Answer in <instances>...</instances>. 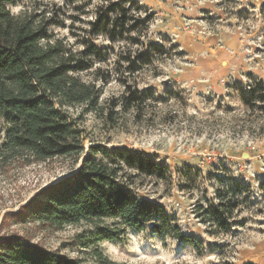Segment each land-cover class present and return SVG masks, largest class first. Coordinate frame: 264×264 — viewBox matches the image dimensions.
<instances>
[{"label":"rangeland","instance_id":"374dc122","mask_svg":"<svg viewBox=\"0 0 264 264\" xmlns=\"http://www.w3.org/2000/svg\"><path fill=\"white\" fill-rule=\"evenodd\" d=\"M16 1L13 14L29 6V0ZM134 1L152 17L143 43L162 46L165 55L158 60L155 54L151 65L127 74L126 85L119 78L127 63L121 68L116 63L136 48L94 35L86 24L91 18H69L70 5L62 12V25L51 29L65 51L90 63V70L75 76L99 96L94 111L86 106L66 111L85 151L94 145L134 150L163 167L166 180L137 175L133 192L162 206L195 243L146 231L95 246L118 264H264V0ZM44 3L62 5L63 0ZM88 50L92 54L83 56ZM127 85L144 97L141 107L126 108ZM2 137L0 129V144ZM78 165L69 159L22 169L0 165V229L5 214L17 213ZM229 177L246 185L248 194L230 229L221 232L195 213L204 199H214L218 179ZM89 231L86 224L51 232L11 221L1 235L17 234L84 259L87 252L75 243Z\"/></svg>","mask_w":264,"mask_h":264},{"label":"trees","instance_id":"16d2710c","mask_svg":"<svg viewBox=\"0 0 264 264\" xmlns=\"http://www.w3.org/2000/svg\"><path fill=\"white\" fill-rule=\"evenodd\" d=\"M16 4V0H0V165L22 169L69 159L79 168L75 174L42 189L17 213L4 215L0 264H118L95 244L122 243L127 232L148 231L194 244L174 216L133 192L137 175L166 180L163 167L134 150L94 145L85 151L82 136L66 109H97L98 91L75 76L91 66L65 51L51 31L62 25V12L70 5L73 14L69 18H91L86 24L94 35H103L113 45L123 43L136 48L127 57L121 55L116 63L119 68L122 62L127 63L126 72L120 73L123 79L119 78L126 85L128 75L151 65L155 54L158 60L165 55L162 46L143 43L151 15H146L134 0H63L62 5L52 6L44 0H29V6L23 5L22 11L13 14L11 7ZM92 52L88 50L83 56ZM134 59L142 60L136 63ZM125 89L126 108L141 107L144 97L129 85ZM218 180L221 185L214 199H204L195 214L201 223L225 232L248 187L232 177ZM11 221L51 232L86 224L89 236L80 235L75 244L87 252V257H69L17 234L1 235L4 225Z\"/></svg>","mask_w":264,"mask_h":264},{"label":"water","instance_id":"95a60500","mask_svg":"<svg viewBox=\"0 0 264 264\" xmlns=\"http://www.w3.org/2000/svg\"><path fill=\"white\" fill-rule=\"evenodd\" d=\"M78 168H79V167H78ZM77 171H78V169L76 170V172H77ZM76 172H75V173H76ZM75 173H73V174H75ZM73 174H72V175H73Z\"/></svg>","mask_w":264,"mask_h":264}]
</instances>
